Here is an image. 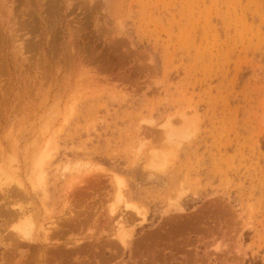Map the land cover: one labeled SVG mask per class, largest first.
Returning a JSON list of instances; mask_svg holds the SVG:
<instances>
[{"label": "rangeland", "instance_id": "374dc122", "mask_svg": "<svg viewBox=\"0 0 264 264\" xmlns=\"http://www.w3.org/2000/svg\"><path fill=\"white\" fill-rule=\"evenodd\" d=\"M0 264H264V0H0Z\"/></svg>", "mask_w": 264, "mask_h": 264}]
</instances>
